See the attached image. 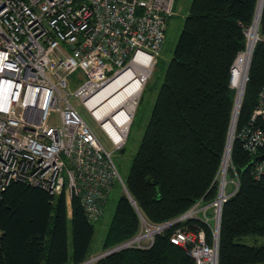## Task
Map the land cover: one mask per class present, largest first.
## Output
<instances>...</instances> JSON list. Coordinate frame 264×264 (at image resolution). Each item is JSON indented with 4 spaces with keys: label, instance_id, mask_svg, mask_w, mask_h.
<instances>
[{
    "label": "trees",
    "instance_id": "trees-1",
    "mask_svg": "<svg viewBox=\"0 0 264 264\" xmlns=\"http://www.w3.org/2000/svg\"><path fill=\"white\" fill-rule=\"evenodd\" d=\"M258 0H192L173 57L156 96L123 192L104 233L101 252L135 237L139 214L151 224L171 221L197 201L217 197V174L225 151L236 90L232 64L246 47L244 28L253 23ZM236 132L248 125L264 87V5ZM129 132V131H128ZM128 136V135H127ZM250 154L240 140L231 148L237 191L222 205L218 264H264V246L246 243L264 236V176L255 179ZM204 228L200 220L172 225L147 248L113 251L92 264H195L170 241L181 226ZM94 222L77 198L70 211L63 194L25 182H10L0 196V264H82L93 253Z\"/></svg>",
    "mask_w": 264,
    "mask_h": 264
},
{
    "label": "built area",
    "instance_id": "built-area-1",
    "mask_svg": "<svg viewBox=\"0 0 264 264\" xmlns=\"http://www.w3.org/2000/svg\"><path fill=\"white\" fill-rule=\"evenodd\" d=\"M174 4L175 0H0V196L10 182H25L51 194L64 193L69 211L71 200L77 198L86 217L94 222L102 216L118 182L135 204L111 152L69 102V79L76 71L83 72L84 80L74 96L115 148L121 149L164 44ZM244 31L248 43L249 27ZM246 52L240 51L231 67L234 89V73ZM144 69L149 73L129 104L130 117L117 124L123 137L116 142L105 128L106 121L96 114L110 98L99 96L131 70L140 73ZM52 113L58 114L57 125L50 122ZM236 139L250 154L264 153V87L249 124L236 132ZM252 173L255 179L264 176V159L253 163ZM234 185L238 188V179ZM139 216V233L114 251L147 248L156 234L193 219L215 230L214 246L208 243L204 228L184 225L171 234L170 241L187 250L195 264H217L221 207L215 200H199L163 224H151Z\"/></svg>",
    "mask_w": 264,
    "mask_h": 264
},
{
    "label": "rangeland",
    "instance_id": "rangeland-1",
    "mask_svg": "<svg viewBox=\"0 0 264 264\" xmlns=\"http://www.w3.org/2000/svg\"><path fill=\"white\" fill-rule=\"evenodd\" d=\"M191 1L192 0H176L175 1L179 6V12H178V14L174 15L173 17H170L168 20L167 29L165 32L164 44H163L162 49L160 51V54L157 58V62L155 63L154 68L151 70L152 71L150 73L151 75L149 76V78L146 82V85L144 86L142 93L138 99V103L136 106L134 117L132 119V123H131L130 128H129V132H128L126 142L124 143V146L121 149L117 150L115 148V146L111 143V141L109 140V138L107 137L105 132L101 129L98 122H96L94 120V118L91 116L90 112L85 108V106L81 103V101L77 97L74 96V91L76 90L78 85L84 80L83 72L82 71H76L72 75V77L69 79L68 92L72 93V96L69 97V102L71 103L72 106H74L76 108V110L82 116L84 121L93 130V132L97 136L98 140L102 143L104 148L107 151L111 152L112 159H113L115 165L117 166V169L120 173V176L122 177V179L124 181L126 180V178L128 176L132 161H133V159L137 153V150L139 149V146H140V143L142 141L147 123L151 117L156 96H157L158 91L162 85L167 67L171 61V58L173 57L174 50H175L179 35L182 31L184 21H185L186 15L188 13ZM263 2H264V0H263ZM263 5H264V3H263ZM182 12H183V14H182ZM255 12H256V10H255ZM260 12H261V10H260ZM175 13L176 12H174V14ZM253 19H254V17H253ZM258 19H256V15H255L254 26L256 25L255 23H257ZM250 26H249V28H250ZM246 44H247L246 48L243 50V52H246L248 50V43L246 42ZM239 57H240V55L237 54L235 59H239ZM251 57H252V54H251ZM248 80H249V73L247 75V81ZM235 90H236V97H237V89H235ZM240 108H241V106H240ZM234 111H235V105H234V109H233V116H234ZM233 116L231 119L230 129L232 126ZM237 121H238V117H237ZM237 121H236V125H237ZM50 122L53 125H57L59 123L57 113L51 114ZM230 129H229V133H230ZM229 133L227 135V140L225 143V151H224L223 158H222V161H221V164L219 167V171L217 174V178H216L218 181V193L219 192L226 193V195L228 196V199L238 189L234 185V181L237 182V179L235 176H232L231 172H230V170L232 169L231 148H232L233 142L236 139V129L234 131V138H233V140H231L230 150L228 152V151H226L227 150L226 145L228 144ZM226 167H227V170L223 173V169ZM123 192L124 191L122 190L120 184L118 182H116L113 185L110 196H109L107 203L104 207V211H103L102 216L97 221H94L95 233H94V238H93V252L98 253L96 255L101 254V252H99V250L101 249L102 238H103L104 233H105V231L109 225V222H110V220L114 214L116 204H117L118 200L120 199V197L122 196ZM218 193H217V195H218ZM214 200H215V198L212 201H210V203H213ZM221 214H222V210H221ZM220 223H221V217H220L219 224L217 226L218 240H219V232H220L219 231L220 230ZM214 231L215 230L212 231V241H211L212 246H214V244H215ZM216 239H217V236H216ZM254 239H256L257 241L254 242L253 241ZM217 243H218V241H216V244ZM246 243H248L250 245L264 246V236L247 237ZM217 251H218V244H217ZM217 264H218V262H217Z\"/></svg>",
    "mask_w": 264,
    "mask_h": 264
},
{
    "label": "bare ground",
    "instance_id": "bare-ground-1",
    "mask_svg": "<svg viewBox=\"0 0 264 264\" xmlns=\"http://www.w3.org/2000/svg\"><path fill=\"white\" fill-rule=\"evenodd\" d=\"M263 3H264L263 0H258L257 3L258 5L255 15H256V19L258 18L259 19L257 23H255L256 25L254 26V21H255V16H254L253 23L249 28L248 51L245 54H243V63L237 65V68L234 73L235 76H234L233 84L237 87L236 88L237 97L235 102V111H234L232 126L229 133L228 144L226 145L227 146L226 151L228 152L230 150L231 140H233L234 138V131L236 126L238 111L242 101L244 87L247 82V75L250 67L251 54L256 42L258 41V28H259V21L263 8ZM148 73H149L148 69L141 70L140 73L131 70V72H128L125 76L115 81L99 96L101 98H110L101 108H99L96 111V114L99 118H102L103 122L106 121L105 128L108 130L109 134L113 137V139L116 142H120L123 137L122 134L119 132L117 126L124 124L127 121V119L130 117L128 113L129 104L132 102L137 91L140 90L142 83L141 81L142 79H144L145 76L148 75ZM111 117L113 118L111 119ZM125 129L126 126L124 128V132ZM215 201L217 202L218 208L221 207L222 209V205L226 201L224 193L219 192ZM217 241H218V237H217ZM214 257L216 258V253H214Z\"/></svg>",
    "mask_w": 264,
    "mask_h": 264
},
{
    "label": "water",
    "instance_id": "water-1",
    "mask_svg": "<svg viewBox=\"0 0 264 264\" xmlns=\"http://www.w3.org/2000/svg\"><path fill=\"white\" fill-rule=\"evenodd\" d=\"M231 130V129H230ZM123 151V150H122ZM264 159V153L263 154H260V155H257L252 161H251V164H253L254 162H256V161H258V160H263ZM114 250L113 249H110V250H108V251H105V252H103V253H101L100 255H98L96 258L97 259H99V258H101V257H103V256H105V255H107V254H109V253H111V252H113ZM93 259L92 258H90L89 260H87L86 262H84L85 264L86 263H88L89 261H92ZM84 263H82V264H84Z\"/></svg>",
    "mask_w": 264,
    "mask_h": 264
},
{
    "label": "crops",
    "instance_id": "crops-1",
    "mask_svg": "<svg viewBox=\"0 0 264 264\" xmlns=\"http://www.w3.org/2000/svg\"><path fill=\"white\" fill-rule=\"evenodd\" d=\"M175 1H176V0H175ZM174 12H176V13L173 14V16L176 15V14H178V12H179V6H178V4H177L176 2H175V4H174ZM182 14H183V12H182ZM173 16H172V17H173ZM252 239H253V238H252ZM253 241L256 242L257 240L254 239ZM101 251H102V250L100 249L99 252H101ZM101 253H102V252H101ZM96 254H98V253L93 252V253L91 254V256L94 257V255L96 256ZM92 257H90V258H92Z\"/></svg>",
    "mask_w": 264,
    "mask_h": 264
}]
</instances>
